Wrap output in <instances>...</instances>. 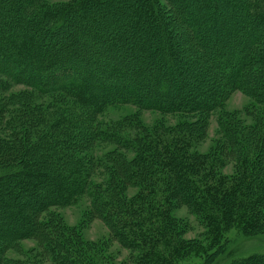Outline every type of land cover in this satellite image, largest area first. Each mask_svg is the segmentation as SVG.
Segmentation results:
<instances>
[{"label": "trees", "instance_id": "obj_1", "mask_svg": "<svg viewBox=\"0 0 264 264\" xmlns=\"http://www.w3.org/2000/svg\"><path fill=\"white\" fill-rule=\"evenodd\" d=\"M128 1L132 4L134 0ZM195 1L197 6L187 8L184 20L193 27L198 44L207 47L205 56L218 74L217 82L222 86L227 85L226 82H239L243 69L249 66L247 60H243L246 53L239 51L243 46L254 47L264 38L261 29L264 13L247 12L249 8L243 0ZM219 1L230 7L232 16L222 15ZM35 2L10 1L20 13L16 25L7 30L1 27V21L0 77L33 88L40 94L61 93L92 108L93 112L117 100H133L142 107L140 109L181 115L211 111L220 104L222 90L215 94L206 92V97L189 94L187 90L192 87L182 82L175 71L171 78L167 74L153 73L154 83L146 86L144 93L137 87L143 85L144 79L138 72L132 85L125 87L126 82L116 81L113 64L104 58V46L96 47L93 56L84 51L83 56L73 59L51 49L39 55L43 44L39 40L45 36L42 31L50 15L29 14L27 11ZM101 2L79 4L76 10L89 19L94 15L93 7L98 8ZM140 2L141 8L147 6L150 12H158L154 0ZM0 7L5 8L2 0ZM141 8L138 14L153 17ZM4 15L8 22L11 14ZM208 18L210 24L206 25ZM63 20L66 17L61 16L56 31L63 27ZM155 30L154 36L157 35ZM30 32L35 34V39ZM101 32L83 35L84 31L75 27L65 36V49L70 46L67 42L72 44L77 37L87 38V44L106 38L108 32L104 28ZM162 32L159 31L160 35H164ZM240 34H245L249 41L241 39ZM17 41L18 46L12 45ZM109 47L116 50L115 44ZM68 51L78 53L71 48ZM164 54V58L159 56L154 62L160 71L164 64L172 66L173 60L169 58L167 62L168 55L165 51ZM246 55L252 59V53ZM97 59L106 67L104 71L101 68L102 76L92 73L88 66L90 60L100 62ZM195 133L180 127L160 128L152 133H140L138 137L97 132L98 136L106 134L114 145L104 157L105 165L98 168L106 174L99 183L92 181L86 163L78 157L68 158L67 148L63 146L49 149L54 159L50 168L34 165L31 157L34 151L32 155L27 151L22 153L17 161L9 164L0 163V264H114L112 254L106 251L112 242L126 251L122 264H177L192 257L200 258L198 264H220L228 252L224 237L227 230L235 229L248 238H260L264 235V149L259 154L256 152L255 165L252 160L242 159L234 177L226 178L213 169L216 162L207 164L212 156L191 150L189 144ZM232 139L237 146L233 156L238 158L243 145L239 143L238 132L232 134ZM127 155L133 157L127 159ZM79 197L89 200V217L101 220L107 227L109 237L105 241L82 242L74 229H67L54 213L55 209ZM25 206L34 207L27 212L23 209ZM179 206L185 207L202 228L196 237L185 238L188 224L173 213ZM41 213L46 214L44 220H39ZM28 238L37 239L40 253L21 255V260L5 256L7 248L19 251L20 243ZM224 264H264V252L233 258Z\"/></svg>", "mask_w": 264, "mask_h": 264}, {"label": "rangeland", "instance_id": "obj_2", "mask_svg": "<svg viewBox=\"0 0 264 264\" xmlns=\"http://www.w3.org/2000/svg\"><path fill=\"white\" fill-rule=\"evenodd\" d=\"M10 1L12 0H2L5 8L0 9V26L3 21L1 27L6 30L16 25L20 13L16 5L12 7ZM35 1L27 11L29 14L50 15L42 31L45 36L39 40L43 43L38 51L39 55L42 51L51 49L60 56L73 59L83 56L84 51L88 56L90 54L93 56L96 47L104 46L106 51L104 58L113 64L115 71L112 73L116 81L119 84L120 81L126 82L125 87L128 84L132 85V79L136 78L135 73L138 72L139 75L141 74L139 77L144 79L143 85L137 87L144 93L145 89L154 83L153 73L160 76L167 74L171 78V74L175 71L178 72L182 82L192 87L187 90L189 94L206 97V92L215 94L220 89L222 100L218 107L211 111L183 115L140 109L142 107L133 100H117L93 112L92 108L80 105L61 93L40 94L33 88L0 77V163L9 164L11 161H17L22 153L27 151L32 155L34 151L36 153L31 156L34 165L53 166V153H50L49 149L63 146L67 148L68 158L78 157L86 163L91 170L92 181L99 183L106 174L98 168L105 165L104 157L114 149L113 143L107 137L109 132L121 137L124 135L138 137L140 133H152L160 128L180 127L182 130H192L197 133L191 137L189 144L191 150L212 156L207 159V164L210 161L216 162L213 169L226 178L234 177L242 159L252 160L255 165L256 152L259 154L264 149V38L257 41L254 47L241 48L239 52L252 53V59L246 54L243 59L247 60L249 66L243 69L244 76L240 75L239 82H226L227 85L222 86L217 82L216 70L208 63L205 56L207 47L198 44L192 32L193 27L191 28L184 20L187 8L192 9L197 6L195 0H154V8L158 12L156 10L150 12L147 6L141 8L143 4L140 0H134L132 4L128 0H101L98 8L93 7L94 15L89 19L76 9L79 4L86 6L89 1L93 4L94 0ZM243 1L249 8L247 12L264 13V0ZM218 6L222 15L224 13L232 16L228 5L221 2ZM139 8L147 10L146 15L152 14L153 17L150 15L145 17L143 13L138 14ZM8 12L11 16L6 22L7 19L3 15ZM243 12L244 10L242 14ZM61 16L66 17V20H63V27L56 31L55 27L59 24ZM135 21L139 26L135 25ZM205 21L206 25L210 24V19L208 23L207 20ZM131 24L134 26L132 27ZM75 27L76 30L84 31L83 35L85 32L91 33L90 36L98 35L102 33L103 28L108 33L105 35L106 38H97L91 44H87L88 39L84 36L77 37L72 44L68 41L67 44L70 46L67 49L78 51L73 54L65 49L64 39ZM154 28L156 36L152 34ZM261 29L264 33V27ZM160 30L164 35H160ZM29 34L34 38L33 32ZM239 36L249 41L245 34ZM18 44L19 41L12 45L18 46ZM112 44L116 45V50L109 47ZM164 51L168 55L166 61L170 59L173 61L172 66L167 67L164 64L160 71L155 68L154 62L159 56L165 57ZM90 61L88 66L92 69V73L102 76L101 68L103 71L106 68L104 62L98 59L96 61L100 62ZM195 123L197 124L194 125ZM99 131H106L107 135H96ZM234 132H238L239 143L243 144L238 158L233 156L237 147L233 143L235 140L232 139ZM113 140L116 138L114 137ZM132 157L127 155V159ZM129 190L128 192L134 193ZM33 207L25 206L23 209L28 212ZM89 210V200L79 197L68 205L55 209L54 213L60 217L62 225L67 229H74L82 242L105 241L109 237L107 227L101 220L90 218ZM173 213L175 217L188 224L189 229L185 238H194L201 233L202 228L197 219L185 207H176ZM45 216L44 213L39 214V220L41 218L44 220ZM224 237L227 240L228 252L223 255L220 264L228 263L233 258L264 252V235L260 238H248L235 229H230ZM39 249L37 239L28 238L20 243L19 251L15 252L14 249L7 248L4 252L8 259L21 260V255L33 256L40 253ZM106 251L107 254H112L114 264H122L123 259L126 258V251L119 249L113 242L107 246ZM199 261L200 258L192 257L177 264H198Z\"/></svg>", "mask_w": 264, "mask_h": 264}]
</instances>
